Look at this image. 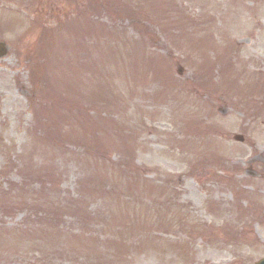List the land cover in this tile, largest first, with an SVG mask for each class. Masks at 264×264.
<instances>
[{
    "label": "rangeland",
    "instance_id": "obj_1",
    "mask_svg": "<svg viewBox=\"0 0 264 264\" xmlns=\"http://www.w3.org/2000/svg\"><path fill=\"white\" fill-rule=\"evenodd\" d=\"M90 1L0 0V264H255L264 0Z\"/></svg>",
    "mask_w": 264,
    "mask_h": 264
},
{
    "label": "trees",
    "instance_id": "obj_2",
    "mask_svg": "<svg viewBox=\"0 0 264 264\" xmlns=\"http://www.w3.org/2000/svg\"><path fill=\"white\" fill-rule=\"evenodd\" d=\"M88 2L90 3V5H87ZM88 7V6H92V3L90 0H81V3L77 4V7H76V11H75V15L71 16V15H68V18L57 23L58 25H61L63 24L64 26H70L71 24H73L75 22V17H79V15L81 14V12L83 11V9H85V7ZM108 7V6H107ZM114 12V11H113ZM110 15V13H108ZM50 210V209H48Z\"/></svg>",
    "mask_w": 264,
    "mask_h": 264
},
{
    "label": "water",
    "instance_id": "obj_3",
    "mask_svg": "<svg viewBox=\"0 0 264 264\" xmlns=\"http://www.w3.org/2000/svg\"><path fill=\"white\" fill-rule=\"evenodd\" d=\"M5 50H6L5 46L0 43V57H2L5 54ZM234 139L237 140V141H241L242 140V138L239 137V136L234 137ZM256 264H264V259L259 261Z\"/></svg>",
    "mask_w": 264,
    "mask_h": 264
}]
</instances>
